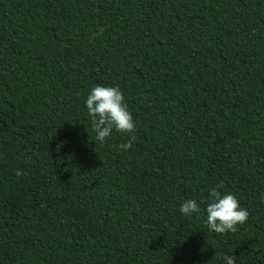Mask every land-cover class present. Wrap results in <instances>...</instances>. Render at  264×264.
Here are the masks:
<instances>
[{
  "label": "trees",
  "instance_id": "trees-1",
  "mask_svg": "<svg viewBox=\"0 0 264 264\" xmlns=\"http://www.w3.org/2000/svg\"><path fill=\"white\" fill-rule=\"evenodd\" d=\"M96 85L122 90L130 149L95 143ZM219 184L234 233L205 224ZM224 255L264 264V0H0V264Z\"/></svg>",
  "mask_w": 264,
  "mask_h": 264
},
{
  "label": "clouds",
  "instance_id": "clouds-1",
  "mask_svg": "<svg viewBox=\"0 0 264 264\" xmlns=\"http://www.w3.org/2000/svg\"><path fill=\"white\" fill-rule=\"evenodd\" d=\"M88 115L91 117V127L95 132L94 141L104 143L112 131L129 134L126 143L119 147L128 150L136 140V123L129 111L124 94L119 86L96 85L86 98ZM16 174L22 175L20 170ZM223 184L211 188L206 206L205 224L210 231L218 234L236 232L237 225L244 224L249 216L247 209L240 206L237 197L230 193H221L218 189ZM179 211L185 216H192L200 211V205L195 199L184 201ZM226 264H236L234 256L224 255Z\"/></svg>",
  "mask_w": 264,
  "mask_h": 264
}]
</instances>
